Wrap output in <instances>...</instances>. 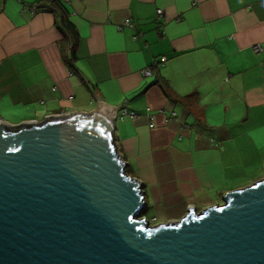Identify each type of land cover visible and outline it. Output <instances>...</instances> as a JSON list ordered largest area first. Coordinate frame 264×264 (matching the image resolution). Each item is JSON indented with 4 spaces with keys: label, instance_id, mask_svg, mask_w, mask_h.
Here are the masks:
<instances>
[{
    "label": "crops",
    "instance_id": "0c3cea01",
    "mask_svg": "<svg viewBox=\"0 0 264 264\" xmlns=\"http://www.w3.org/2000/svg\"><path fill=\"white\" fill-rule=\"evenodd\" d=\"M61 1L75 51L48 0H0L4 122L102 107L155 224L264 178V0Z\"/></svg>",
    "mask_w": 264,
    "mask_h": 264
},
{
    "label": "water",
    "instance_id": "95a60500",
    "mask_svg": "<svg viewBox=\"0 0 264 264\" xmlns=\"http://www.w3.org/2000/svg\"><path fill=\"white\" fill-rule=\"evenodd\" d=\"M116 120L0 122V264H264V178L151 224Z\"/></svg>",
    "mask_w": 264,
    "mask_h": 264
},
{
    "label": "built area",
    "instance_id": "2783aa9c",
    "mask_svg": "<svg viewBox=\"0 0 264 264\" xmlns=\"http://www.w3.org/2000/svg\"><path fill=\"white\" fill-rule=\"evenodd\" d=\"M26 8L30 9L32 12H36L37 11V6H35V5L30 6V7L28 6ZM158 14L159 15L163 14V10L162 9H158ZM123 27L134 28V23H133L132 19L127 18L126 20H124V22L119 26V29H121ZM140 35H142V33H140ZM254 48H255L256 52H260L262 50L261 44H255ZM166 62H167V57L166 56H162L160 58V61L156 63V66L157 67L164 66ZM152 74H153V68H151V67L144 68V70H143V75L144 76H150ZM120 111H121V117L122 118L125 117V116H129L131 118L137 117V114L134 111H130L127 108H123ZM57 116H59V115H57ZM176 117H177V113L175 111H173V112L167 114L166 119L170 120V119H174ZM0 122H4L2 118H0ZM155 219L156 218H149L150 223L151 224H155V221H156Z\"/></svg>",
    "mask_w": 264,
    "mask_h": 264
},
{
    "label": "trees",
    "instance_id": "16d2710c",
    "mask_svg": "<svg viewBox=\"0 0 264 264\" xmlns=\"http://www.w3.org/2000/svg\"><path fill=\"white\" fill-rule=\"evenodd\" d=\"M49 5L47 7V10L55 12L58 14L59 20L58 24L61 28V30L64 31V33L69 37V39L73 42V49L75 51V48L77 46L78 40H79V34L73 25V23L70 21L67 9L64 7V3L61 0H48ZM127 166V172L131 174L130 169ZM132 175V174H131Z\"/></svg>",
    "mask_w": 264,
    "mask_h": 264
}]
</instances>
